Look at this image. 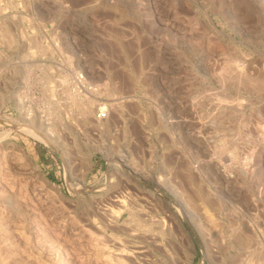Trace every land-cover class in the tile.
Here are the masks:
<instances>
[{
	"label": "rangeland",
	"instance_id": "1",
	"mask_svg": "<svg viewBox=\"0 0 264 264\" xmlns=\"http://www.w3.org/2000/svg\"><path fill=\"white\" fill-rule=\"evenodd\" d=\"M0 264H264V0H0Z\"/></svg>",
	"mask_w": 264,
	"mask_h": 264
},
{
	"label": "bare ground",
	"instance_id": "2",
	"mask_svg": "<svg viewBox=\"0 0 264 264\" xmlns=\"http://www.w3.org/2000/svg\"><path fill=\"white\" fill-rule=\"evenodd\" d=\"M6 31H8V30H6ZM10 32V31H9ZM30 131L32 130V129H29ZM29 131V132H30ZM38 131V130H37ZM37 131H36V133L34 134L33 133V135H35L38 139H41L44 143L46 142V144L47 143H51V142H49L50 140H48L47 139V136L46 137H44V135H41V133H37ZM31 132H34L33 130L31 131ZM122 201V200H121ZM123 206V205H122ZM110 217H111V214H110ZM117 218V217H116ZM112 219V218H111ZM109 221H110V218L108 219Z\"/></svg>",
	"mask_w": 264,
	"mask_h": 264
}]
</instances>
